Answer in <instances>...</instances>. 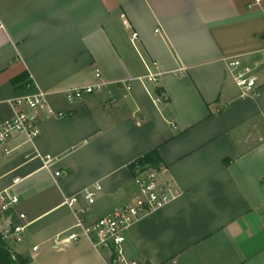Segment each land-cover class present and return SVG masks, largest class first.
Returning <instances> with one entry per match:
<instances>
[{
  "label": "crops",
  "instance_id": "obj_1",
  "mask_svg": "<svg viewBox=\"0 0 264 264\" xmlns=\"http://www.w3.org/2000/svg\"><path fill=\"white\" fill-rule=\"evenodd\" d=\"M234 58L253 68L256 94L241 96ZM90 85L101 88L67 100ZM40 92L38 135L0 149V191L19 197L30 222L15 253L30 264H110L88 240L52 238L76 210L91 222L132 203L130 165L156 149L159 178L180 196L126 231L124 258L264 264V0H0V125L14 99ZM97 184L89 204L82 194ZM76 195L73 210L64 202Z\"/></svg>",
  "mask_w": 264,
  "mask_h": 264
},
{
  "label": "built area",
  "instance_id": "obj_2",
  "mask_svg": "<svg viewBox=\"0 0 264 264\" xmlns=\"http://www.w3.org/2000/svg\"><path fill=\"white\" fill-rule=\"evenodd\" d=\"M134 33L133 38L137 39ZM156 65V62L153 63ZM228 66L241 90V96L248 97L256 94L254 91L255 79L252 76L253 68L242 66V61L234 58L228 61ZM149 81L157 80V73H153L147 65ZM129 89V83H125ZM101 85L76 87L66 92V98L70 102L81 100L85 95L96 92ZM15 114L0 125V149L6 154L11 152L8 144L15 134L25 135L28 139L36 137L39 133L37 115L47 106L46 95L43 92L37 95H28L16 98L12 101ZM63 117V114L59 115ZM53 158L46 156V164ZM166 171L163 165L155 167L147 165L144 170H139L134 179L138 184L139 191L133 202L115 208L110 214L95 221L88 222L78 210L75 211L76 221L65 232L58 233L52 238L55 247H64L68 244L82 240L90 241L92 247L100 253L111 254L110 264H141L135 260H127L123 256V244L126 240V231L141 217L157 211L180 196V191L172 179L161 180L159 174ZM60 172H56L59 175ZM20 179H15L13 185ZM102 187L97 184L93 188H87L83 192V198L92 204L98 191ZM79 201L78 195L65 200V204L75 210ZM20 203L19 197L4 189L0 191V233L8 248L15 253V246L22 243L26 237L30 222L25 212L17 209ZM15 220V221H13ZM38 245L33 247L38 250ZM145 264V263H144Z\"/></svg>",
  "mask_w": 264,
  "mask_h": 264
},
{
  "label": "trees",
  "instance_id": "obj_3",
  "mask_svg": "<svg viewBox=\"0 0 264 264\" xmlns=\"http://www.w3.org/2000/svg\"><path fill=\"white\" fill-rule=\"evenodd\" d=\"M19 78L24 79L25 85H28V87H32V82L30 83L26 81V79L28 78L27 75H22ZM147 165H152L155 167H159L160 165H162L159 153L156 149L135 160L130 165V169L133 175H135L139 170H144ZM30 262V257L13 253L6 245L5 241L2 238V234L0 233V264H30Z\"/></svg>",
  "mask_w": 264,
  "mask_h": 264
},
{
  "label": "rangeland",
  "instance_id": "obj_4",
  "mask_svg": "<svg viewBox=\"0 0 264 264\" xmlns=\"http://www.w3.org/2000/svg\"><path fill=\"white\" fill-rule=\"evenodd\" d=\"M27 233H28V231H27ZM27 233H26V237H27ZM24 241H25V239H24ZM24 241L22 243H20V246L23 245ZM29 241L32 242L31 240H29Z\"/></svg>",
  "mask_w": 264,
  "mask_h": 264
}]
</instances>
